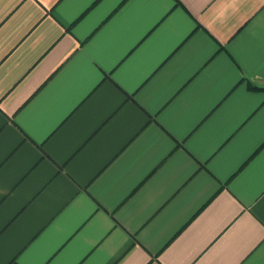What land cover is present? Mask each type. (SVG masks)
Listing matches in <instances>:
<instances>
[{
  "label": "crops",
  "instance_id": "0c3cea01",
  "mask_svg": "<svg viewBox=\"0 0 264 264\" xmlns=\"http://www.w3.org/2000/svg\"><path fill=\"white\" fill-rule=\"evenodd\" d=\"M0 264H264V0H0Z\"/></svg>",
  "mask_w": 264,
  "mask_h": 264
}]
</instances>
